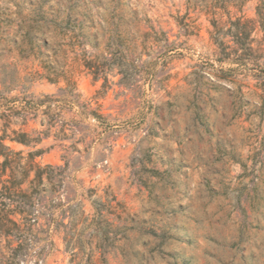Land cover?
<instances>
[{"label":"rangeland","instance_id":"obj_1","mask_svg":"<svg viewBox=\"0 0 264 264\" xmlns=\"http://www.w3.org/2000/svg\"><path fill=\"white\" fill-rule=\"evenodd\" d=\"M3 131L1 262L264 264V0H0Z\"/></svg>","mask_w":264,"mask_h":264},{"label":"trees","instance_id":"obj_2","mask_svg":"<svg viewBox=\"0 0 264 264\" xmlns=\"http://www.w3.org/2000/svg\"><path fill=\"white\" fill-rule=\"evenodd\" d=\"M5 138L25 143V134L17 133L15 136L10 137L3 131L0 136V158H2L0 161V236L7 238L14 233L21 234L23 231L13 215L16 213L22 214L24 210H17V205L12 206L11 196L22 192L21 185L33 168L37 167L38 172L41 169L33 163L30 153L26 161L22 162L24 157L4 144L3 140ZM8 242L10 243V240ZM3 258L2 262L6 264H19L18 258L13 253H10L6 258L3 256ZM2 262L0 260V264Z\"/></svg>","mask_w":264,"mask_h":264}]
</instances>
